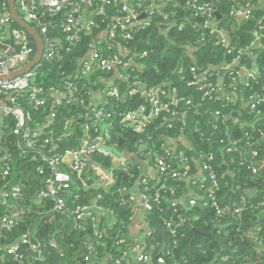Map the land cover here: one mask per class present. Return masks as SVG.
<instances>
[{
    "label": "trees",
    "instance_id": "obj_1",
    "mask_svg": "<svg viewBox=\"0 0 264 264\" xmlns=\"http://www.w3.org/2000/svg\"><path fill=\"white\" fill-rule=\"evenodd\" d=\"M34 1L36 22L46 29L41 37L54 44V59L42 61L37 67L38 75L32 80L36 86L44 91L59 88L62 81L76 74L88 55L96 54L99 59L115 56L119 62L115 75L111 70L80 82V87L84 86L79 92L82 105L58 110L57 119L62 126L68 119L81 117L74 128H58L55 153L78 145L81 126L88 122L86 114L92 102L89 90L99 88L101 98L97 101L101 103L105 125H99L98 133L105 139L107 149L126 155L127 167L116 173L115 183L109 188L83 187L82 181L94 176V170L88 167L80 177L70 171L72 187L63 194L61 210L55 209L51 200L35 205L34 200L49 177L41 156L52 143L40 141L37 152L26 147L23 151L18 147L19 140L10 134V127L4 129L0 135V157L7 164L9 175H0V188L5 192L16 184L22 193L18 199L6 198L5 204L0 201V214L17 212L22 219L10 231L0 234V246H9L27 234L31 243L37 244V252L23 244L19 248L20 262L0 257V264L123 262L131 254L127 244L134 227L129 199L134 196L139 203L140 193L151 205V210H141L142 220L151 231L149 237L142 239L151 264H156L158 255H164V264H264V103L257 111L249 107L250 99L262 94L264 88V0L155 2L149 24L131 26L128 39H124L127 32L122 33L119 28L110 37L113 25L126 17L120 4L92 0L88 6L80 4L79 15L82 20L93 19V26L90 32H77L72 46L61 28L71 8L52 15ZM203 5L220 18L214 14L204 16L195 9ZM146 6L148 3L140 10ZM99 8L102 13L97 15ZM1 9L10 13L7 0H0ZM240 9L249 10L248 18L233 14ZM260 21L263 25H258ZM32 26L39 31L35 24ZM13 29L23 30L10 16L9 25L1 33L4 44L11 47ZM211 30L228 42V48L220 45L219 35ZM28 39L35 47L32 38ZM234 59L236 66L230 67ZM248 72L257 74L240 84L239 75ZM204 73L213 76L208 80ZM194 74L203 75V81L208 80L222 91L204 96L203 89H198L203 81L193 80ZM109 78L111 82L106 83ZM192 80L196 86L189 85ZM113 84L120 94L118 101L104 97L103 89ZM156 89L166 93L161 96L166 107L141 131H136L123 120V115L148 107V94ZM132 90L134 94H130ZM17 103L22 111L36 112L21 97H17ZM179 151L187 158V170L181 164ZM90 157L105 169L111 168L108 157ZM159 159L167 165L163 173L155 168ZM145 174L151 180L143 184ZM192 200L194 205L189 203ZM76 207H88L90 214L77 220L73 214ZM236 208L241 211L234 213ZM170 220L174 224L168 230L166 223ZM160 244L169 250L168 254L160 251Z\"/></svg>",
    "mask_w": 264,
    "mask_h": 264
},
{
    "label": "built area",
    "instance_id": "obj_2",
    "mask_svg": "<svg viewBox=\"0 0 264 264\" xmlns=\"http://www.w3.org/2000/svg\"><path fill=\"white\" fill-rule=\"evenodd\" d=\"M92 0H80V3H72L69 0H46L41 6L46 8L52 15L60 12L64 8L70 7V14L67 15L64 23L61 25L62 31L67 34L66 42L69 43V46L74 45L77 41L76 33L78 32H90L91 27L93 26V19H81V3L86 6L91 4ZM104 1H114L118 2L121 6V11L126 13V17L122 22H118L113 25L110 31V37H114V30L119 28L122 33H125L124 39L130 37V32L128 30L131 26L140 27L146 26L149 24V16L153 13V7L155 2H160L163 4L166 0H99ZM148 3L144 9L140 10V6ZM20 8L24 13L25 19L35 24L39 29L38 33L45 34L46 29L37 21V13L35 11L36 5L34 0H19ZM198 12L204 16H211L214 14V10L207 5L195 8ZM102 13V8H99L96 12L97 15ZM144 14L145 17L140 19V15ZM233 14L236 17L248 18L249 10L241 9L239 11H234ZM10 13L7 11L0 10V135L4 129L10 127V134L19 140L18 147L23 150L26 148H31L32 152H37L36 146L40 141H43V144H51L46 154L41 156V160L46 164L47 169L49 170V177L45 182L44 188L40 190L37 194L36 199L34 200L35 205H40L45 200H51L55 204L54 207L57 210H61L64 205L63 194L67 193L72 187V178L70 171L75 172L78 177L83 174L85 169L94 170L93 178L89 180L82 181L83 187H111L115 183V175L117 172L124 170L126 165V155L123 153L111 152L106 148L105 139L101 137L98 133L99 125H105L102 118V109L99 108L101 104L97 99L101 98L99 88L96 91L92 89L89 90L91 95L90 102L91 107L90 111L86 114L88 117V122H84L81 126L82 136L80 142L74 148L67 149L61 154L55 153L57 149V143L55 140V133L58 128H74L73 124L80 120V117L76 119H68L63 123L57 119L58 110L61 108H66L69 106H75L76 104H83V100L80 97V93L84 86L80 87V82L85 80L92 75L97 73H109L116 70V66L119 64L117 57L113 56L111 59H99L98 56L88 55L85 60L78 67V70L71 79L64 80L60 83L59 88H49L44 91L41 87L36 86L32 80L38 75L37 67L40 62H51L54 59V44L49 40H43V51L40 58V61L33 66L28 72L13 76L12 73H16L27 63H29L35 54V47L32 46V43L28 39V34L23 30H11L10 37L12 39L13 47L4 44L3 34L1 29L6 27L10 23ZM166 19V17H164ZM264 19V16L262 17ZM208 24L206 23L205 26ZM258 25H263V21H260ZM36 29V28H35ZM264 29V26H262ZM211 33L215 36H218L217 39L220 42V45L228 48V42L215 30H211ZM257 37V36H256ZM231 50H228L230 53ZM238 60V59H237ZM236 66V59L232 62L230 67ZM229 68V65L227 66ZM230 69V68H229ZM194 73V69H191ZM116 74L115 72L113 73ZM256 72H248L244 76L245 83L254 79ZM205 78H212L213 74L205 75ZM215 76L221 77L220 73H215ZM203 75L197 76L194 74L195 81H201ZM246 77V78H245ZM191 81L189 85L196 86L195 81ZM209 80V79H208ZM203 81L198 85V89H203L204 96H211L215 92L222 91L217 85L214 86L209 81ZM206 82V83H205ZM208 82V83H207ZM104 97L110 98L113 100H119V92L117 86L114 84L110 87L103 89ZM135 91H130V94H134ZM151 97L149 106H141L136 111H130L123 115V120L130 122L136 129V131H141L145 125L155 118L159 112L166 107V103L162 101L161 96H165L166 93L163 90L156 89L152 93L148 94ZM17 97L25 100L30 107H32L36 112L32 113L27 111H22L20 109L21 105L17 103ZM80 97V99H78ZM227 100L228 98L225 97ZM175 101V100H174ZM96 102V103H95ZM264 103V88L262 94L257 97L250 99L249 107L252 111H257L259 106ZM89 104V106H90ZM188 104V102H187ZM48 110L44 112V110ZM215 114H218L217 112ZM84 116V114H82ZM13 123V124H12ZM24 151V150H23ZM48 153V154H47ZM99 155L108 157L111 168H104L101 164L93 162L90 155ZM252 155H256L255 152H252ZM179 157L181 159V164L189 169L187 158L184 153L179 151ZM0 175L6 177L9 175V169L7 164L4 163V160L0 157ZM165 162L162 159H159L155 168L157 172L163 173L167 167ZM206 166H203V169L206 170ZM255 171V170H254ZM256 172V171H255ZM177 174L174 173L173 176ZM212 178V177H211ZM146 179V180H145ZM145 179L142 180V183L145 184L151 180V177L145 174ZM88 181H91L88 184ZM215 182L214 180H212ZM216 185V184H215ZM211 190V189H210ZM22 188L19 185H13L8 190L3 192V189L0 188V201L2 204H5L6 198L18 199L21 198ZM211 196V195H210ZM140 201H136L135 197H130L129 201L132 205V217L134 227L131 230V240L127 244V248L130 256L126 257L123 260V264H151V256L145 251L146 247L142 244V239L149 237L151 231L148 230L147 224L142 220L140 209L151 210V205L144 197L143 194H139ZM190 205H194V201L189 202ZM88 207L79 208L76 207L73 211L77 220H82L88 217L90 214ZM240 208L233 209L234 213L240 212ZM140 221L138 223V219ZM22 216L17 212H4L0 214V234L3 231H10L13 227L17 225V221L21 220ZM173 220H170L166 223L167 229H171V226L174 224ZM143 229V230H142ZM171 233H174L172 230ZM2 235H0L1 238ZM25 245H29V248L37 252V244L31 243L27 238V234L22 235L21 238L13 242L9 246H0L1 258L8 257L12 260L20 262L21 255L19 253V248ZM49 246L53 247L54 243L49 241ZM160 246H162L160 244ZM160 251L165 254L169 253V250L165 249L163 244ZM41 261V260H40ZM121 262H116V264H122ZM165 258L164 255H158L156 258V264H164Z\"/></svg>",
    "mask_w": 264,
    "mask_h": 264
},
{
    "label": "water",
    "instance_id": "obj_3",
    "mask_svg": "<svg viewBox=\"0 0 264 264\" xmlns=\"http://www.w3.org/2000/svg\"><path fill=\"white\" fill-rule=\"evenodd\" d=\"M7 1H8V8L11 17L13 18L15 23L32 38L35 45V54L32 60L16 73H12L10 76L13 77L28 72L33 66H35L40 61L43 51V42L38 31L32 26V23L24 18V13L19 14V11L16 9L17 4L15 0H7ZM214 15L216 16L217 19L220 18V15L217 12H214ZM144 17H145L144 14L140 15V18H144ZM156 232L159 234H163L162 231L159 230Z\"/></svg>",
    "mask_w": 264,
    "mask_h": 264
},
{
    "label": "crops",
    "instance_id": "obj_4",
    "mask_svg": "<svg viewBox=\"0 0 264 264\" xmlns=\"http://www.w3.org/2000/svg\"><path fill=\"white\" fill-rule=\"evenodd\" d=\"M37 1V3L39 4V5H42V4H44V2L46 1V0H36ZM263 1H259V3H262ZM16 4H17V10L19 11V14H22L23 13V11L21 10V8H20V4H19V0H16ZM241 10V9H240ZM24 18H25V16H24ZM140 19H143V18H140ZM112 77H113V75H112ZM246 78V77H245ZM105 81H107L106 83H110L111 81H110V78L109 79H107V80H105ZM238 82L240 83V84H243V83H245V81H244V75H239V79H238ZM99 99V98H98ZM97 99V97H95V101H97L98 100ZM141 210L142 209H140V213H141ZM139 221H140V218L138 219V223H139Z\"/></svg>",
    "mask_w": 264,
    "mask_h": 264
}]
</instances>
